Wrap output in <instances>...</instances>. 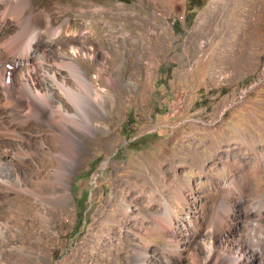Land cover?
I'll list each match as a JSON object with an SVG mask.
<instances>
[{
	"label": "rangeland",
	"instance_id": "rangeland-1",
	"mask_svg": "<svg viewBox=\"0 0 264 264\" xmlns=\"http://www.w3.org/2000/svg\"><path fill=\"white\" fill-rule=\"evenodd\" d=\"M37 5L62 27L52 37L38 20L52 69L72 59L104 107L63 162L55 121L22 123L0 106V264H210L218 246L225 259L245 252L264 194V0ZM246 176L245 193L221 205ZM218 213L231 231L213 237Z\"/></svg>",
	"mask_w": 264,
	"mask_h": 264
},
{
	"label": "bare ground",
	"instance_id": "bare-ground-1",
	"mask_svg": "<svg viewBox=\"0 0 264 264\" xmlns=\"http://www.w3.org/2000/svg\"><path fill=\"white\" fill-rule=\"evenodd\" d=\"M43 1H47L50 5H59L62 2V0H0V37L3 35L0 39V59L3 70H5L4 63L6 62L15 65L14 72L17 73L18 81L17 85L14 86V80L11 85H5L3 79H0V90H2L0 92V106L11 108L16 119L22 123L31 119L45 118L48 121V126H52L51 121H55L61 141L62 152L60 156H63V162H66L70 157L78 154L76 150L77 138L83 139L82 135H79L75 129L89 130L94 120L102 118L104 101L103 94L96 91L89 76L76 62L62 54L54 62L57 71L52 69L53 66L50 64L52 61L48 55L50 52L39 49V37L44 29L38 23L40 17L47 18L46 32L50 36L58 35L62 29L61 26H55L52 22L49 7L41 10L37 8V3H43ZM62 11L64 13L66 10L62 9ZM10 21L14 22L13 27L10 26ZM63 164L60 167L62 170L65 168ZM247 177L242 183L232 180L229 186L223 189L221 205L230 207L231 202L229 203V201L234 191L241 195L245 193L246 189L250 187ZM254 208L258 217L245 237L246 251L239 253L235 252V249H229L226 251L229 258L225 259L222 255L225 253L224 250L228 249V245L224 248L218 246L216 250L209 251V255L218 252L214 254L210 264H262L264 258L260 260L258 256H261L262 253L264 255V194L256 202ZM174 213L175 211L167 205L163 215H165V219H172ZM230 218L231 215L228 218H221L220 213H218L213 225V237L231 231ZM231 234L235 238L231 246L235 244L238 247L242 243L240 235L237 230ZM256 237L259 238L260 244L257 243L259 246L255 245ZM219 238L222 239L221 236ZM190 244L192 245V243ZM251 256L253 257L252 260H250Z\"/></svg>",
	"mask_w": 264,
	"mask_h": 264
}]
</instances>
